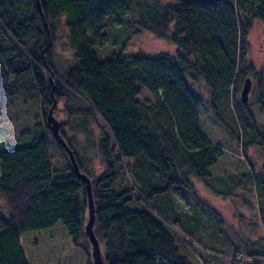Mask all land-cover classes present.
I'll return each instance as SVG.
<instances>
[{"label":"trees","instance_id":"obj_1","mask_svg":"<svg viewBox=\"0 0 264 264\" xmlns=\"http://www.w3.org/2000/svg\"><path fill=\"white\" fill-rule=\"evenodd\" d=\"M40 2L39 11L37 0H0V34L6 40L0 36V98L6 90L49 107L54 99L65 101L69 117H80L73 129L83 132L88 148L100 157L101 172L86 168L75 136L64 129L68 123L60 124L61 135L91 179L94 233L106 264H158V259L192 264L193 255L200 264H264V239L242 244L238 252L195 185L200 182L224 198L255 188L264 227V162L252 174L218 181L211 169L223 149L200 126V108L208 105L244 152L257 146L264 153V127L238 98L252 75L255 103L264 114V68L256 70L248 59L253 21L264 26V0ZM59 17L65 19L75 58L62 71L49 57ZM123 21L125 38L129 30L130 35L146 32L176 50L150 56L128 51L122 39L101 51L108 31ZM8 73L20 78L17 88L8 83ZM50 73L59 80L53 78L54 87ZM200 79L208 97L193 87ZM142 91L154 101L141 100ZM91 121L99 127L97 139L86 132ZM49 145L48 136L40 134L28 145L0 150V210L8 211L0 212V264H29L21 244L29 232L60 223L76 245L87 237L86 184L61 147L68 166L53 170ZM88 264H93L90 258Z\"/></svg>","mask_w":264,"mask_h":264},{"label":"rangeland","instance_id":"obj_2","mask_svg":"<svg viewBox=\"0 0 264 264\" xmlns=\"http://www.w3.org/2000/svg\"><path fill=\"white\" fill-rule=\"evenodd\" d=\"M128 14L130 15V13ZM55 22L56 30L52 38L53 45L49 50V57L56 60L58 70L62 71L71 66L75 62V58L74 52L69 45V33L64 17H59ZM126 23V21H123L111 27L107 38H105L100 47L101 51L115 48L117 44H120L122 39H127L125 42L128 51H142L144 54L150 56L160 53H173L176 50L177 47L175 45L166 40L157 39L146 32L132 33L130 35L131 30H129L127 32L128 37L125 38ZM0 36L3 39L2 41L6 42L4 40L5 36L2 34ZM21 51L23 50L21 49ZM248 52L249 63L253 64L256 70L263 69L264 26L257 19L253 21L250 31ZM54 78L58 80V78ZM251 78H253L252 75ZM19 79L16 74L8 73L7 81L9 84L15 85L14 88L18 87ZM0 80H2L3 84L4 74L0 75ZM193 87L203 96L208 97L205 83L201 79L197 83H194ZM241 91L242 89L238 94L240 100ZM21 95L15 94L13 91L4 90L0 98V114H2L0 116V150L6 145H28L35 137L44 134L49 138L53 170L66 168L68 160L63 156L60 146L47 126L46 117L53 103L50 107L48 105L44 106L40 102V99H27L28 101H25ZM140 99L147 102L154 101L153 96L146 91H142ZM255 100L253 83L248 104L254 112L260 127H264V114L260 112L259 105L255 103ZM56 107L58 110L56 114H53L54 117L60 124L68 123L65 124L64 129L69 137L75 136L73 144L79 150L83 163L92 174H98L103 170L100 157L94 149L88 148L83 132L80 131L76 134L75 129H73V127H77L75 123H79L80 117H69L67 110H65L67 107L65 101H60L59 103L57 101ZM44 113H46L45 117ZM200 126L212 141L223 149V156L211 169L214 178L218 181L223 180V177L226 175L239 177L242 174H252V169L256 171L261 169L264 162L262 149L255 146L244 152L242 147L238 146L229 137L208 105H203L200 108ZM87 131L91 133L93 139L99 138V127L96 122L91 121L88 124L86 123ZM250 162L253 167H251ZM195 185L200 199L219 214L220 225L226 231L228 238L235 241L238 252L243 249L242 244L256 241L259 238L264 239V227L261 224L262 218L257 190L255 188L252 190L243 189L235 191L234 196L224 198V196L216 195L200 182H195ZM218 185L220 184L218 183ZM185 195V199L187 200L186 205L193 212L195 207L192 204L188 205V201L190 203L192 201V196L189 193ZM0 205L2 206L3 204L0 202ZM178 207L183 209V204H178ZM262 210H264V207ZM0 212L8 215L6 209L0 210ZM203 217H207V214L204 213ZM201 220L204 221L203 218ZM214 224L215 222L212 223V225ZM218 226L215 224V227ZM21 244L29 264H88L89 258L92 260L91 245L88 238L82 236L81 245H76L66 228L60 223L45 231L29 232L22 235ZM88 251L90 252V257L88 256ZM192 261L194 264H200L198 258L194 255L193 258L190 257V263L193 264ZM158 264H165V260L158 259Z\"/></svg>","mask_w":264,"mask_h":264},{"label":"water","instance_id":"obj_3","mask_svg":"<svg viewBox=\"0 0 264 264\" xmlns=\"http://www.w3.org/2000/svg\"><path fill=\"white\" fill-rule=\"evenodd\" d=\"M37 7L38 10H41V2L40 0H37ZM54 75L50 73V81L52 84V87H54ZM253 87V81L251 77H247L244 81V84L242 86L241 91V102L243 104H247L249 101V95ZM57 106V100L54 99L53 105L49 109V112L46 117L47 126L52 132L54 138L56 139L57 143L60 145V147L66 152L71 166L73 168V171L77 175L79 179L85 182L86 184V191H87V198H88V219L87 223L85 225V233L88 237L89 243L91 245V258L93 264H106L104 257H103V251L101 248V245L94 233V225H95V208L93 203V194H92V184L91 179L83 172H81V169L79 167L78 161L76 159L74 151L70 148L66 140L61 135L60 131V123L58 120L54 117V109Z\"/></svg>","mask_w":264,"mask_h":264}]
</instances>
